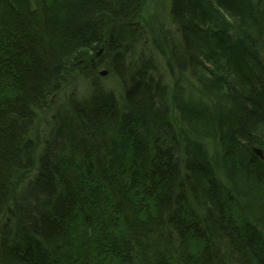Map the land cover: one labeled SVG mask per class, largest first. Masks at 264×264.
Returning a JSON list of instances; mask_svg holds the SVG:
<instances>
[{
  "label": "trees",
  "instance_id": "16d2710c",
  "mask_svg": "<svg viewBox=\"0 0 264 264\" xmlns=\"http://www.w3.org/2000/svg\"><path fill=\"white\" fill-rule=\"evenodd\" d=\"M142 1L0 0V264H264V0H170L134 37ZM175 36L157 90L133 56Z\"/></svg>",
  "mask_w": 264,
  "mask_h": 264
},
{
  "label": "bare ground",
  "instance_id": "6f19581e",
  "mask_svg": "<svg viewBox=\"0 0 264 264\" xmlns=\"http://www.w3.org/2000/svg\"><path fill=\"white\" fill-rule=\"evenodd\" d=\"M161 3V2H160ZM157 6H158V2H154L153 0H143L139 6V8L136 10V14L133 15V17L131 18V20L129 21V24H134V26L136 27V29H141L143 30V32H146L147 29L148 31L150 30V24L151 22L153 21V18H159V19H162L163 21V29L164 30H169V27L166 26L167 24L169 25V11H168V14L166 15V21L168 22L167 24L164 22L165 20L163 19L164 18V13H163V10H160L158 12H155L157 10ZM166 24V25H165ZM136 25H138L139 27H137ZM171 33H174V30L173 28H171ZM178 37L175 36L174 38V42L172 41H169V47H168V51L166 52V54L164 56L161 55V57H159V53L156 51V50H151L149 52H144V53H140L138 55V57H135V60H138L140 61V63L145 64L147 63L149 66H151L150 68H152V77L154 79V86L156 87V89L160 90L161 88L165 87V85H168V81L171 80V78L168 77L167 73H164L163 71V67H162V63H164V59L167 60L168 57L169 58H174L177 53L179 52L180 48H179V42L180 40ZM155 54V55H154ZM133 64V62H132ZM81 65H83V63H81ZM129 68V67H128ZM101 70L99 71V73H97V81L101 82V83H104L103 81H106V77L109 78L110 77V74L107 73L106 70L100 68ZM131 71L129 70L128 73L131 72L134 73V75H137V76H140L139 75V72H138V69H136V67L132 66L131 68ZM86 73L85 70L83 69H80L78 71L79 74H74L72 77H71V80H65V82H68V84H71L70 81L75 82L77 81V78L80 79V77H84L83 75ZM89 74H92V72H88ZM78 76V77H77ZM114 78V77H113ZM93 79H94V76H93ZM131 79V80H130ZM115 80V78H114ZM134 80V77H130L129 78V81H133ZM178 79H176V81H178ZM86 82V80H83ZM88 84V82H86ZM104 85H107L104 83ZM180 85L181 87L180 88V91L184 94L182 95H185V94H191V93H194V90L193 89H190V82H189V79L182 76L180 77ZM82 97V96H81ZM82 99H85V97L83 96ZM183 99V98H182ZM120 101H124L126 103V100L122 99V98H119ZM257 147H253V150H261L259 148L255 149ZM262 151V150H261ZM263 153V151H262ZM264 155V153H263ZM260 156V155H259ZM260 158L262 159V157L260 156ZM24 173H20V175H23ZM104 189H106L105 187H103L100 183H94L93 184V187H92V190L94 195L96 194H100V195H105V192H104ZM81 193L84 195L85 193H83V191L81 190ZM81 194V195H82ZM98 195V196H100ZM93 198V197H92ZM107 200V196H100L99 198H97V196H94L93 200L90 202V205L92 208H96V209H99L100 207L102 208L103 207V204L104 202ZM102 203V205H101ZM90 205H88V207H90ZM101 205V206H100ZM84 208H85V205H84ZM3 211L4 212H7V209L6 207L4 206L3 207ZM136 261H139V258L135 257L134 260H133V264H135ZM141 264V262H140Z\"/></svg>",
  "mask_w": 264,
  "mask_h": 264
},
{
  "label": "rangeland",
  "instance_id": "374dc122",
  "mask_svg": "<svg viewBox=\"0 0 264 264\" xmlns=\"http://www.w3.org/2000/svg\"><path fill=\"white\" fill-rule=\"evenodd\" d=\"M154 2H158V6H157V10L155 11V12H158V11H160V10H163V13H164V22L167 24L168 22L166 21V15L168 14V10H169V6H170V0H153ZM161 2V3H160ZM131 16H133V15H131ZM153 20H155V22H151V24H153L152 26L153 27H156L157 28V26H158V24H160V22L161 23H163V21H162V19H159V18H153ZM130 21V20H129ZM168 25V24H167ZM137 33L140 35V36H142V33H143V30H136V31H132L131 32V34H133L134 35V37H136L137 36ZM145 41H143V43H144ZM153 50H155V49H153ZM147 52V51H146ZM145 52V53H146ZM138 55L139 54H135L133 57H138ZM155 55V54H154ZM127 65H128V63H126ZM162 66L164 67V63H162ZM165 68V67H164ZM73 75H71L70 77H68L67 78V80L69 81V80H71V77H72ZM127 76H128V80H126L128 83L126 84L127 86V88H129L130 87V81H129V78L130 77H134V79H136V75H134V73H132L131 74V72L130 73H128V71H127ZM131 80V79H130ZM105 84H107V85H104V83H102L105 87H109V88H115V87H117V84L114 86V82H115V80H114V78L113 77H109V78H107L106 77V81H103ZM116 83V82H115ZM103 85H101V86H103ZM69 86V85H68ZM60 87V86H59ZM71 87H74L73 89L71 88ZM108 88V89H109ZM61 89V88H60ZM60 89H59V91H60ZM67 89V90H66ZM77 89H78V91H77ZM74 90H76V95H77V93H78V97H79V99L80 100H82V97L84 96L85 98L86 97H88V95H87V93L89 92V86H88V84L85 82V81H83L82 79L80 80L79 78H77V81H75V82H73V83H71V85L69 86V87H63V89L61 90V92L59 93V95L64 99L66 96L68 97V96H70V93H72ZM82 96V97H81ZM52 106L51 107H57L56 105H57V103H56V97L55 96H53L52 97ZM92 105H90L88 108H92L91 107ZM39 124L37 125V127L35 128V130H34V132H33V137L36 139V137L40 134V132H39ZM255 149H257V148H255ZM253 152H254V154L255 155H257V156H259V154L255 151V150H253ZM260 157V156H259ZM244 162L246 163V164H249V162H251V160H250V158H248V159H245L244 158ZM246 174L244 173V171H242L239 175H238V178H239V181H241V182H245L246 184H248V185H250V186H254V185H256V183H255V179H254V177L252 176V175H250L249 177L248 176H245ZM237 178V179H238ZM240 183V182H239Z\"/></svg>",
  "mask_w": 264,
  "mask_h": 264
},
{
  "label": "water",
  "instance_id": "95a60500",
  "mask_svg": "<svg viewBox=\"0 0 264 264\" xmlns=\"http://www.w3.org/2000/svg\"><path fill=\"white\" fill-rule=\"evenodd\" d=\"M256 152L262 157V159H264V155L261 150H256ZM135 264H140V262L136 261Z\"/></svg>",
  "mask_w": 264,
  "mask_h": 264
}]
</instances>
